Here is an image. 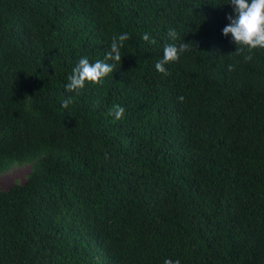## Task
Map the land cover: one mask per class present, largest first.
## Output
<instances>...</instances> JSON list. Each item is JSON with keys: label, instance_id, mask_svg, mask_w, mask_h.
Instances as JSON below:
<instances>
[{"label": "trees", "instance_id": "1", "mask_svg": "<svg viewBox=\"0 0 264 264\" xmlns=\"http://www.w3.org/2000/svg\"><path fill=\"white\" fill-rule=\"evenodd\" d=\"M228 3L0 0V175L28 166L0 190V264H264V48L231 54ZM124 33L103 84L66 92Z\"/></svg>", "mask_w": 264, "mask_h": 264}, {"label": "clouds", "instance_id": "2", "mask_svg": "<svg viewBox=\"0 0 264 264\" xmlns=\"http://www.w3.org/2000/svg\"><path fill=\"white\" fill-rule=\"evenodd\" d=\"M228 4L232 6V12L226 15L229 23L222 29V35L228 37L231 34L230 42L235 45V51L231 54L241 55L247 51L248 55H245L244 59L248 61L252 58L253 49L264 48V0H229ZM167 35L173 41L177 39V33L174 29H169ZM129 38L127 33L118 37L114 36L103 60L90 63L86 57L80 58L77 65L72 69V74L67 78L65 91L75 92L79 95L80 90L88 82L93 85H102L104 78L115 70V64L121 62V48L123 42ZM141 39L148 43H155V40H152L148 33H144ZM188 50V43L183 42L179 46L175 43H166L163 47V57L155 64L156 71L168 75L165 65L178 61L180 55ZM107 61H113V63ZM232 68L233 66L229 65V70ZM177 99L182 102L184 98L179 96ZM71 103L72 98L63 99L61 107L67 108ZM124 111L123 107L113 105L108 115L114 117L115 120H120L123 118ZM163 264H180V262L166 258Z\"/></svg>", "mask_w": 264, "mask_h": 264}, {"label": "rangeland", "instance_id": "3", "mask_svg": "<svg viewBox=\"0 0 264 264\" xmlns=\"http://www.w3.org/2000/svg\"><path fill=\"white\" fill-rule=\"evenodd\" d=\"M28 173V166H17L0 175V190H7L14 183H23Z\"/></svg>", "mask_w": 264, "mask_h": 264}]
</instances>
